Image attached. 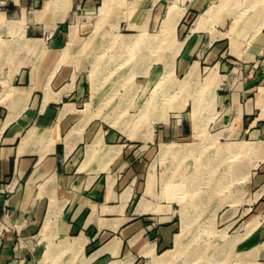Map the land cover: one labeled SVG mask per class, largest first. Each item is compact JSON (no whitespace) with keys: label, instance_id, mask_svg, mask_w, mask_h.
Here are the masks:
<instances>
[{"label":"crops","instance_id":"obj_1","mask_svg":"<svg viewBox=\"0 0 264 264\" xmlns=\"http://www.w3.org/2000/svg\"><path fill=\"white\" fill-rule=\"evenodd\" d=\"M77 1L46 0L38 10L42 0H0V24L16 18L27 26L12 53L16 64H9L6 48L0 51V264H173L186 248L184 242L176 243V215L153 213L152 184L141 181L132 162L135 146L113 130L102 131L101 122L108 119L91 109L97 105L91 90L99 86L54 54L61 42V15L39 22L24 16L70 10ZM198 5L196 0L186 11L198 10ZM31 27L42 34L30 33ZM259 36L264 39V33ZM201 37L186 39L193 43ZM75 41L80 43L77 36L69 43L77 58L83 57ZM218 52L215 46L204 63L212 64ZM262 52L257 47L239 56L249 61ZM187 56L181 57L179 68L189 72L197 61ZM228 61L216 64L229 72ZM226 76L217 93L222 113L216 117V134L240 139L224 149L241 142L254 145L248 150L256 155L258 167L244 196L249 210L250 198L258 200V207L264 203V62L247 80L235 70ZM187 135L181 129L179 136ZM250 137L257 140L247 141ZM140 150L148 155L149 143ZM248 219L236 234L237 242L223 243L222 249L239 251L233 255L242 264H264V213ZM197 259L195 253L194 264ZM232 259L223 263L233 264Z\"/></svg>","mask_w":264,"mask_h":264},{"label":"rangeland","instance_id":"obj_2","mask_svg":"<svg viewBox=\"0 0 264 264\" xmlns=\"http://www.w3.org/2000/svg\"><path fill=\"white\" fill-rule=\"evenodd\" d=\"M45 1L42 0L38 10L45 6ZM194 1L113 0L108 9L104 8L105 0H78L70 10L53 9L41 15L37 12L24 16L39 22L61 15V42L54 54H59L61 64L88 76L91 85V75H95L93 85L99 89L91 90V99L97 103L91 104V109L114 122H101L102 131L113 130L135 146L132 162L141 173V181L152 184L149 198L155 200L153 213L176 215L177 233L186 248L173 264H194L195 253L198 264H217L216 259L224 264L225 259L231 258L233 264H242L233 255L239 251L222 249L221 245L236 243V234L248 218L253 213H264V203L258 207V200L254 203L256 198H250L248 210L244 200L245 184L253 179L257 158L248 150H252L250 143L241 142L245 147L239 151L224 149L228 143L240 139L216 134L220 125L216 117L222 113L216 102L229 72L235 70V74L247 80L264 62V52L260 58L249 61L239 56L242 51H257V47L264 50V39L259 36L264 33V0H199L198 10L186 11ZM171 12L175 15L178 12L179 20L176 26L164 30L163 23ZM182 16L184 20L179 25ZM26 33L27 26L16 18L0 24V51L3 47L9 51L10 65L17 63L12 53L18 49V37ZM30 33L39 35L42 30L31 27ZM76 36L80 43L75 42L81 47L85 45L84 56L79 58L76 47L69 43ZM189 36L202 37L191 43L187 40ZM215 46L218 57L212 64L204 63ZM91 48H98L94 54L99 55L88 56ZM184 55H193L192 62L197 61L189 72L179 68ZM223 59H229V72L216 64ZM30 61L33 59L24 65L29 67ZM211 68L216 74L212 80ZM10 83H14L12 74ZM127 98L129 104L124 105ZM152 101L163 102L165 111L156 107L152 112ZM114 106H122L124 112L113 114ZM183 128L187 137L179 136ZM126 130L139 135L130 136ZM147 143L148 155L140 150ZM229 145L235 148L237 144ZM164 146L170 147L168 151L162 150ZM184 147L190 151L181 153Z\"/></svg>","mask_w":264,"mask_h":264},{"label":"bare ground","instance_id":"obj_3","mask_svg":"<svg viewBox=\"0 0 264 264\" xmlns=\"http://www.w3.org/2000/svg\"><path fill=\"white\" fill-rule=\"evenodd\" d=\"M257 1H259V0H257ZM116 2V1H115ZM256 2V1H255ZM111 3H113V0H105V2H104V8H108L109 7V5H111ZM114 5V4H113ZM175 6V5H174ZM47 8H49L48 6H47ZM46 8V9H47ZM65 8H66V6H65ZM68 9V8H67ZM109 9V8H108ZM65 10V9H64ZM106 10V9H105ZM66 11V10H65ZM64 11V12H65ZM175 14H173L172 12H171V14H169V17H168V19H165V22L163 23V29L164 30H167V29H171L172 27H174V26H176L177 25V22H178V20H179V18H177V16H178V12H177V15H175ZM3 16L1 15V17L0 18H2ZM74 32V31H73ZM158 34V33H157ZM154 35H156V34H154ZM168 35V34H167ZM75 44H76V42H75ZM94 44V43H93ZM144 45V44H143ZM90 46V45H89ZM84 48H85V45L83 46V47H81L80 49H81V51H84ZM89 48V47H88ZM87 48V49H88ZM92 49V48H91ZM90 49V50H91ZM97 50H98V48H94V49H92L89 53H88V56H90V57H95L96 55H99V54H94V52H97ZM85 52H87L86 51V49H85ZM60 59H61V57H60ZM114 60H116V59H114ZM114 62V61H113ZM95 63V62H94ZM139 63V62H138ZM127 70V69H126ZM213 72V71H212ZM130 75V74H129ZM214 75H215V72L214 73H212L209 77L211 78V80H212V78H214ZM126 77V76H125ZM93 82H94V80H95V75L93 74ZM95 83V82H94ZM112 84V83H111ZM135 97V96H134ZM151 100V99H150ZM127 101H128V98L126 99V101H125V104L124 105H127V104H129V103H127ZM149 103V102H148ZM161 104H158V102L156 103V102H151V107H152V112L154 111V110H156V107H162V106H164V104H163V102H160ZM134 104V103H133ZM146 104V103H145ZM124 105H122V106H124ZM148 105V104H147ZM150 105V104H149ZM122 106H120V107H115L114 106V108L112 109V113L113 114H115L117 111H118V113H119V111L120 112H124V108H122ZM133 106V105H132ZM131 106V107H132ZM135 107H137V106H135ZM116 108V109H115ZM163 108V107H162ZM134 109H136V108H134ZM146 109H148V107L146 108ZM145 109V110H146ZM164 109V108H163ZM139 110V109H138ZM137 110V111H138ZM147 112H149L150 110H146ZM161 111H162V109H161ZM164 111H165V109H164ZM163 111V112H164ZM129 112V111H128ZM151 112V113H152ZM156 114V113H155ZM164 114H162L161 116H163ZM130 116H132L131 114H130ZM130 116H129V118H130ZM162 118V117H161ZM109 121H111V122H113L112 120H111V118L110 117H108L107 118ZM164 119V118H163ZM114 120V119H113ZM127 120V119H126ZM131 120V119H130ZM166 120V119H165ZM142 121V120H141ZM114 123V122H113ZM237 123V122H236ZM119 124V123H118ZM115 126V125H114ZM142 128V127H141ZM137 129H138V126H137ZM126 132L128 133V135H130V136H134V135H139L137 132H135V131H128V130H126ZM142 134V133H141ZM98 142H99V140H98ZM97 143V142H96ZM165 144V143H164ZM250 146H254L253 144H250ZM255 146H257V144H255ZM170 147H171V145H170ZM169 146H164V147H162V150H164V152H166V151H168V149L170 148ZM235 148H233V146L231 147V146H229L227 149H225V150H233V149H236L237 151H239V150H242L244 147H245V143H240V144H237V145H235L234 146ZM189 148V147H188ZM187 151H190V149H186V147H184L183 149H182V151H180L181 153H186ZM222 151V150H221ZM105 156V155H104ZM176 157V156H175ZM102 163V162H101ZM107 163V162H106ZM105 163V164H106ZM109 163V162H108ZM104 167V166H103ZM152 178V177H151ZM150 178V179H151ZM151 182V181H150ZM150 193V192H149ZM151 194V193H150ZM146 196V195H145ZM185 227H187V222L185 221V223H184V229H185ZM184 229H183V231H184ZM176 243H177V245H179L180 243H183L181 240H180V234H178L177 235V238H176ZM187 243V242H186ZM52 247V246H51ZM182 247V246H181ZM49 250H50V248H49ZM54 252V251H53ZM48 254V253H47ZM49 254H51V253H49ZM48 256H50V255H48ZM177 256V255H176ZM169 262V261H168ZM167 262V263H168ZM171 262H172V260H171ZM157 263V262H156ZM172 264V263H171Z\"/></svg>","mask_w":264,"mask_h":264}]
</instances>
